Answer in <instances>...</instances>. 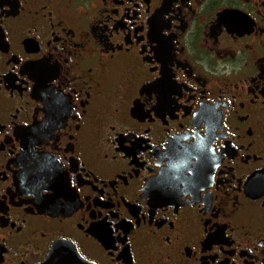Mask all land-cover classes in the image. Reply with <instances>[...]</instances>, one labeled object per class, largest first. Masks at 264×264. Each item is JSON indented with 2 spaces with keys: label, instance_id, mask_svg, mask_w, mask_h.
<instances>
[{
  "label": "flooded vegetation",
  "instance_id": "flooded-vegetation-1",
  "mask_svg": "<svg viewBox=\"0 0 264 264\" xmlns=\"http://www.w3.org/2000/svg\"><path fill=\"white\" fill-rule=\"evenodd\" d=\"M262 64L264 0H0V264H264Z\"/></svg>",
  "mask_w": 264,
  "mask_h": 264
},
{
  "label": "snow or ice",
  "instance_id": "snow-or-ice-1",
  "mask_svg": "<svg viewBox=\"0 0 264 264\" xmlns=\"http://www.w3.org/2000/svg\"><path fill=\"white\" fill-rule=\"evenodd\" d=\"M106 2V0H105ZM166 10V9H165ZM111 17H108V19H110ZM203 19V17H202ZM105 26H107V22L104 21L103 22ZM152 31L149 33V35H151L152 40L154 41H159V47L156 48L155 50V59L158 61H161L164 66H165V73L167 74L168 72V64L170 63V61L172 60V56L170 55V46H169V42L171 40V37L167 36L166 34H162V29L166 28V27H171V22H166V23H159L156 18H153L152 21ZM93 31H95V29H93ZM109 31H111V29L109 28ZM83 35L85 37L88 36V32L87 30H85V32L83 33ZM73 38H76V33H72ZM140 40H143V37H139ZM100 40L107 42L108 41V36L107 35H100ZM49 44H51V40L48 41ZM84 42H80L77 46L78 47H83ZM57 51H59L60 49L57 48ZM65 51H67V48L65 49ZM181 51H183V49H181ZM73 53L69 52L68 55L71 56ZM52 58L51 52H48L47 54H45V58L43 60H40L37 64L34 65H25L24 69H21V71H25V70H29L33 73H37V72H44V71H51V68H45V66L47 65V61L49 59ZM70 62V61H69ZM261 67H264V64L261 65ZM154 69H155V63H154ZM48 79H51V76L48 77ZM25 80H27V77H25ZM158 84H161L162 81H157ZM126 98V96H125ZM71 100V97H67V98H61V100ZM135 102L137 105L140 106V108H143V105L140 103V98L139 97H135ZM163 102V96L161 97V103ZM139 114V113H136ZM141 118H143V116L141 115ZM114 127V126H113ZM136 147L135 145L131 146L130 148L126 149V151H128L129 153L136 151ZM107 155V154H106ZM100 199H103V197H100ZM3 213L0 212V216H2ZM97 215V213H96ZM112 215L114 216H118V213L113 212ZM130 220V224L131 226L138 223L140 218L137 217L135 220H132L131 217L128 218ZM210 223V221H209ZM124 228L125 231L127 230V226L118 223L116 221H112L109 222L107 217H102L100 223L95 224V229L97 230V232L99 233H107V235L110 237L109 243L115 247L117 245V242L119 240H121L122 237L119 233L116 232L117 229H121ZM57 250H59V241H57L56 244Z\"/></svg>",
  "mask_w": 264,
  "mask_h": 264
},
{
  "label": "water",
  "instance_id": "water-1",
  "mask_svg": "<svg viewBox=\"0 0 264 264\" xmlns=\"http://www.w3.org/2000/svg\"><path fill=\"white\" fill-rule=\"evenodd\" d=\"M56 244L43 264H96L84 258L72 242L59 241V250Z\"/></svg>",
  "mask_w": 264,
  "mask_h": 264
}]
</instances>
